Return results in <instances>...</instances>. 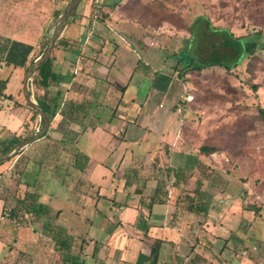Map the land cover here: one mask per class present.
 Masks as SVG:
<instances>
[{"label":"crops","instance_id":"obj_1","mask_svg":"<svg viewBox=\"0 0 264 264\" xmlns=\"http://www.w3.org/2000/svg\"><path fill=\"white\" fill-rule=\"evenodd\" d=\"M3 1L0 0V81H6V86L3 91L0 89V143L6 145L23 136L26 123H30L31 129L38 122V118L30 120L31 111L26 107L22 87L28 68L40 55L38 34L7 23L1 13ZM125 2L121 0L114 13ZM110 18L106 26L92 20L89 10L78 18L54 57L53 69L59 80L51 84L48 97L42 99L51 111L58 110L54 119L64 133L73 130L78 137L81 130H101L98 145L111 162L99 160L96 174L86 173L85 165L78 169L79 174L88 176L94 192L92 215L84 219L86 227L80 230V225L65 217L64 210L60 213L58 227L68 235L71 248L58 250L48 234L39 233L31 224L6 218V201L0 197V264H65L69 256L78 257L79 264H264V227L256 222L260 214L254 203H246L241 196L246 191L244 184L220 171L216 175L218 184L201 178L198 167L206 164L207 157L199 154V147H193L190 139H182L179 127L173 139H165L170 111L145 112L149 123L145 126H132L126 116L114 121L119 108L132 111L137 106L143 111L150 96L141 94L149 75L140 64L142 59L135 68L131 66L130 72L121 70L131 64L117 41L133 51L161 46L156 42L151 46L143 39L134 41L117 15ZM117 62L123 64L122 68L115 66ZM137 69L143 72L135 78ZM112 70L114 74H110ZM131 84L135 87L132 93L127 91ZM10 86L12 92L8 90ZM149 88L153 89L152 85ZM58 89L60 101L55 97ZM29 92L35 98L32 83ZM38 93L43 92L37 91V96ZM129 95L128 100L124 99ZM170 95L169 89L165 97ZM107 105L114 106L110 117L103 115ZM89 116L96 122L85 127ZM142 118L138 115L135 124ZM150 139H156L157 156L146 150V167H133L134 147L145 144L148 149L154 144ZM76 143L77 140L68 148L88 162L90 157L78 151ZM239 197L243 204L233 205L231 199ZM42 203L45 205L43 199ZM80 208L84 209L73 201L66 210L77 213ZM249 209L256 213L251 220L247 219Z\"/></svg>","mask_w":264,"mask_h":264},{"label":"rangeland","instance_id":"obj_2","mask_svg":"<svg viewBox=\"0 0 264 264\" xmlns=\"http://www.w3.org/2000/svg\"><path fill=\"white\" fill-rule=\"evenodd\" d=\"M120 1L81 0L77 12L69 20L50 57L56 59L64 40H68L69 29H74L73 24L87 10L90 11L92 20L103 26L111 22L113 14L117 15L116 19L128 29L129 38L134 41L143 39L151 46L154 42L160 43L161 48L148 46L146 49L133 51L128 47L123 48L124 44L117 41L122 46L121 51L127 53L124 58L131 65L122 68L123 64L117 62L115 66H120L124 72H130L131 66L135 68L138 60L142 59L140 64L149 75L145 79L147 86L141 90V94L150 93V96L143 111H139L137 106L132 111L119 108L114 121L118 122V118L126 116L132 126L140 123L145 126L146 123L149 124L145 112L151 114L160 110L170 111L171 118L165 139H173V134L179 127L178 134L182 139H190L193 147H216L218 151L206 156V164L198 167V175L210 183L218 184V171L227 172L237 180L236 183L244 184L246 191L243 190L241 196L246 203H254L260 214L256 222L264 227V0H126L127 4L114 13ZM68 2L69 0H4L1 13L7 23L21 25L38 34V54L41 55L50 30ZM200 17H205L210 24L203 20L195 24ZM211 27L214 30H228L236 38L256 40L258 47L254 56H245L229 70L212 67L201 72L183 74L186 62L200 64L203 60L218 58L213 45H204L203 41L205 35L212 32ZM258 32L261 36L257 38ZM144 64L147 66L144 67ZM153 70L155 73L159 71V74L156 73L158 76L154 75ZM141 71L137 69L135 78ZM114 72L112 70L110 74ZM132 84L127 90L131 93L135 89ZM151 85L153 89L149 88ZM156 85L159 87L153 93ZM253 86H256V91ZM169 89L171 95L166 98ZM8 90L12 92V87H8ZM128 98L130 95L124 97ZM113 107L105 106L103 115L110 117ZM138 115L143 118L135 124ZM37 118V124L33 123L31 129L24 132L28 138L43 128L41 118ZM95 122L89 116L85 119L84 126L89 127ZM51 123H54L53 128ZM28 126L30 127V123ZM63 130L61 124L53 118L49 122L46 137L0 165V197L6 201V218L16 208V223L22 222L27 226L31 224L39 233L48 234V238L51 235L45 230L46 219L25 215L20 207L21 199L27 192L39 195L49 209V227L59 230L58 219L64 210L65 217L74 220L82 230L86 227L84 219L92 215L94 192L87 180L88 176L79 174V164L85 165L86 173L96 174L100 169L97 165L99 160H108L107 153L98 145L102 138L101 130H81L78 137L73 130L65 133ZM74 140H77L78 151L90 157L88 162L79 161L70 152L68 145L73 144ZM150 140L154 144L148 149L145 144L134 147L133 167H146L147 164L143 165L144 160H147L146 150H150L153 157L157 156L154 154L156 139ZM5 146L1 142L0 151ZM110 162L109 159L106 164ZM80 180H83L81 184ZM73 201L84 209H76L77 213L67 211L68 205L73 204ZM231 203L235 206L243 204V199H231ZM247 211V219L251 220L256 213L251 209ZM78 246L76 244L75 248Z\"/></svg>","mask_w":264,"mask_h":264},{"label":"trees","instance_id":"obj_3","mask_svg":"<svg viewBox=\"0 0 264 264\" xmlns=\"http://www.w3.org/2000/svg\"><path fill=\"white\" fill-rule=\"evenodd\" d=\"M118 5V4H117ZM205 21L206 24H210L209 21L205 17H200L195 24H197L199 21ZM210 33H207L203 39L204 45L207 44H212L213 49L215 50L216 56H218L217 59L213 60H203L200 64H193L191 62H186L185 69L183 71V74H188L194 71L201 72L204 69L207 68H212V67H223L226 70H229L232 66L238 65L240 61L245 57V56H254L255 51L257 50L258 47V42L256 40H246L245 38H236L234 35L228 31V30H214L213 27H211ZM261 33H256V37H260ZM212 48V46H210ZM223 50L224 52H222ZM33 62V61H32ZM53 63H54V57H49L48 60L39 68L37 71V74L34 76L33 81H32V88L34 90L35 94V99L40 106L49 122L54 118L55 112L51 111L49 106L45 105L42 101V99H46L49 94V89L51 88V84L54 82H57L59 78L57 77V74L54 72L53 69ZM58 86L60 84V81H58ZM1 87L0 89L3 91L6 86V81H0ZM60 87V86H59ZM254 91H256V86H253ZM41 90L43 93L40 96H37V91ZM4 97V95H1ZM60 96H61V91L58 89L56 91V99L60 101ZM10 99V96L7 97ZM26 106V105H25ZM58 105L55 104L54 108H56ZM27 107V106H26ZM177 110V108H175ZM30 120L31 122L34 121L38 116L32 112ZM42 125L43 121L41 120ZM29 123H26L24 125V132H26L29 128L28 126ZM23 132V133H24ZM24 135V134H23ZM47 134L44 135L46 137ZM23 139L20 138H15L16 140L6 144V146L0 151V155L6 153L9 151L12 147L15 145L23 142L24 140L28 139L26 135L22 137ZM75 141V140H74ZM68 144V143H67ZM72 144V143H71ZM74 144V143H73ZM70 152L74 153V157L79 159L78 154L75 153L73 149L70 148ZM218 150L216 147L213 146H207V145H202L199 147V154L204 155V156H210L214 153H216ZM20 152L17 154L19 155ZM76 160V159H75ZM82 166V164H79V168ZM20 207L23 210V213L25 215H28L30 217H34L36 219L38 218H45L46 223H45V230H48L50 233L51 239L55 242V246H58V250H66L70 249V241L68 239V235L60 230H57L55 228L49 227L48 220L50 218L49 214V209L47 208L46 205L42 203L41 197L37 195L36 193H30L27 192L23 199H21L20 202ZM18 209L14 208V210L10 211V214L8 215V218L11 221L16 222V212ZM18 223V222H17ZM70 238V237H69ZM71 242L73 243V239H70ZM69 263V264H79V259L78 257L74 256H69L64 263ZM83 263V261H82ZM81 264V262H80Z\"/></svg>","mask_w":264,"mask_h":264},{"label":"water","instance_id":"obj_4","mask_svg":"<svg viewBox=\"0 0 264 264\" xmlns=\"http://www.w3.org/2000/svg\"><path fill=\"white\" fill-rule=\"evenodd\" d=\"M81 0H69L62 15L59 17L58 21L53 25L49 32L48 39L46 42V47L42 54L34 60V62L28 68L23 82L22 95L28 109L34 114L38 115L43 121L42 130L33 135L32 137L24 140L23 142L12 147L8 152L0 155V165L8 161V159L15 157L19 152L32 145L34 142L39 141L47 133L49 128V120L44 112V110L38 106L34 100L33 94L29 92V85L32 83L33 77L39 70V68L48 60L54 45L59 39L60 35L64 31L69 20L73 17L78 5Z\"/></svg>","mask_w":264,"mask_h":264}]
</instances>
